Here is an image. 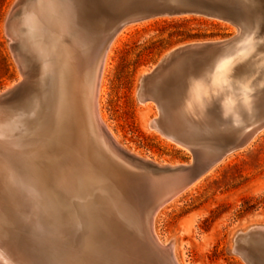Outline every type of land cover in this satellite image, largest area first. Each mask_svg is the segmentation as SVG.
Here are the masks:
<instances>
[{
    "label": "bare ground",
    "instance_id": "obj_1",
    "mask_svg": "<svg viewBox=\"0 0 264 264\" xmlns=\"http://www.w3.org/2000/svg\"><path fill=\"white\" fill-rule=\"evenodd\" d=\"M253 1L255 10L251 14L252 25L246 31L248 33L250 30L256 31L259 38L244 51L240 60L236 56L238 60L230 71L233 79L230 87L235 91L238 88L234 86L241 84L247 85L248 89L252 90L256 85L255 80L259 76V70L264 72V0ZM242 3L246 4V2ZM252 4L248 3L247 6ZM97 14L96 7L87 4L85 0H29L17 22L9 19L8 33L20 44L21 54H17L16 58L22 78L19 86L8 97L0 99V174L9 176L8 181L15 186H23L30 191L29 188L36 185L38 176L46 177V172L50 170L53 172L62 170L66 178L70 177L72 180V175L77 177L75 183L78 185L77 194L81 199L79 204L81 202L83 204L76 209L71 206L63 207L50 199L46 191L40 187L38 202L35 204L36 213L38 215L46 213L48 221H53L55 229L66 235V238L56 239L55 247L46 246L43 249H46V253H36L37 255L33 253L35 246H31L32 243L28 240L21 243L22 253L8 252L1 246L0 260L6 264H36L37 260L42 259L51 260L54 264H86L87 260H90L88 261L90 264H139L141 262L137 259L136 244L146 232L150 230L156 239L163 243L154 231L153 220L157 211L151 222L143 220L128 195V180L141 176L148 177V175L135 171H121L120 166L114 169L111 167L112 164L119 165V158L125 157L116 151L103 133L101 123L113 137L104 116L98 115L96 98L110 48L116 43L125 26L114 34L108 48L103 52L105 44H102L100 49L98 44L102 29L100 25L98 26ZM90 25L95 27L91 30ZM114 30L113 22L108 28L105 42ZM248 33L245 39L243 38V42L242 39L241 43L238 42L240 45L238 44L237 49L245 42ZM228 52L229 50L224 51L223 55ZM24 53L40 62V80L37 84L31 81ZM226 56V58L224 56L213 58L214 60H211V55L200 58H177L163 73L151 80L149 98L159 106H163L164 100L159 89H172L176 78L187 69L186 65H191L196 70L205 64V69L207 66L226 60L230 55ZM202 58L208 60L211 58V61L200 63ZM220 84L223 85L221 82ZM103 89L101 86L100 91ZM220 89L224 90V87ZM31 98L33 101L28 105ZM260 100L262 101L263 98ZM261 103L264 105V101ZM217 111H220L218 107ZM184 113H179L176 119L169 120L161 112L160 116H155L154 119L160 117V127L165 134L155 130L169 140L180 139L193 145L202 158H213L227 147H243L253 135L264 128V108L255 107L249 118L242 113L247 119L244 122H232V124L229 122L228 124L231 125L229 128L222 124L228 131L222 130L219 138L221 136L222 140L223 135L234 132L237 138H242L239 142L223 147L224 140L217 139V136V141L211 140L214 142H209L210 145L205 148L203 145V150H200L201 145L198 146L199 143L193 141L190 135L196 132L203 133L204 131L201 130L205 128L214 129L215 124L214 126L212 124L215 119L211 118L212 124L210 125L209 122V126L207 123L205 126ZM217 116L219 114H214V118L216 117L220 122L222 118L219 120ZM203 117L205 118V115ZM199 142L201 144V141ZM31 175L36 176L34 184L29 181ZM19 176H28V179L22 181L18 179ZM166 178L169 177L153 175L152 190L161 189L169 180ZM22 222L32 228L30 231L35 236H44L46 229L40 222L33 224L27 219ZM120 227L124 230L121 231ZM124 233L125 237L121 240ZM88 243H91V250L88 251L90 257L86 258L77 255L78 252L77 254L72 252L76 248L82 249ZM165 245L180 264L174 253V243ZM237 245L249 259L257 264H264V226L257 227L254 231H246L237 240ZM118 249L120 252H125L120 259L117 255Z\"/></svg>",
    "mask_w": 264,
    "mask_h": 264
},
{
    "label": "rangeland",
    "instance_id": "obj_2",
    "mask_svg": "<svg viewBox=\"0 0 264 264\" xmlns=\"http://www.w3.org/2000/svg\"><path fill=\"white\" fill-rule=\"evenodd\" d=\"M17 1L0 0V92L17 84L16 82H20L22 78L16 58L17 54H21L19 41L12 39L8 30L6 32L8 16ZM28 1H18L16 8L9 17L12 22H17L20 19ZM85 2L97 9L98 26L100 25L102 29L98 42L100 49L101 45L105 43L108 28L113 23L112 16L104 11L101 0H85ZM242 2H246V4L243 5ZM248 3L254 4L255 2L253 0H241L246 30L252 25L251 14L255 10V4L247 6ZM94 27V25H90L91 30ZM236 32V26L229 22L197 15L158 17L126 25L116 43L110 48L96 98L98 115L99 117L104 116L116 141L138 157L150 159L155 163L170 165L191 163L193 161L191 151L178 146L172 140L149 127V121L155 116L158 117V113L160 116L161 112L169 120H174L182 112H185V115L205 126L207 124L209 126V122L211 125L212 120H217L213 121L212 126L215 124L213 130L209 127V129L201 130L204 131L203 133L196 132L197 135L196 133L190 135L193 141L199 143L198 146L201 145L199 146L200 150H203V145L205 148L214 142L211 140L217 141V136V139L221 140L219 134L222 130L228 131L227 128L231 126L230 124L237 122H226L223 119L221 115L223 114L222 105H220L223 98H220L222 95L218 96L215 93L224 92L225 95L227 93L232 95L234 92L233 95H236L239 92V89L235 91L230 87L233 80L230 71L238 60L236 56L240 60L244 51L258 40L259 36L256 31L250 30L249 33L245 31L244 37H242L243 42L248 33L245 42L239 49L237 47L241 40L238 41L239 43L233 44L226 54L230 55L226 60L214 63L205 69V64L196 70L193 66L186 65L187 69L176 78L175 86L172 89H159L164 100L163 106H159L151 100L140 102L137 97V89L143 72L154 68L168 51L184 44L227 39ZM12 43L14 44V52ZM226 55L220 52L212 54V59H210L223 58ZM24 56L31 81L37 84L40 80V62L32 56L26 55V53ZM209 60L202 58L200 63H209ZM201 69L204 70L198 71ZM259 72L258 75L261 78L257 76L254 88L248 89L251 100L249 104L241 107V119L238 123L247 120L246 118L250 117L255 107L264 108L261 103L264 101V95L262 96L264 94V72L261 70ZM221 75L225 76L221 77ZM196 80L204 82L206 85L204 91L209 94L210 105L207 103L206 110L203 111L207 119L203 117V113L198 114L200 118L197 119L188 112L186 113L185 110V102L189 97L190 88ZM101 86L104 88V92L100 91ZM223 87L224 90H221L220 88ZM253 90L258 93L252 92ZM258 94L260 95L258 96ZM259 98H263V100L261 101ZM32 101L33 98L29 100L28 105H31ZM217 107L220 111H217ZM242 113L246 115V118ZM207 114L209 117L206 116ZM214 114H219L217 118L219 117V120L222 118L223 121L221 119V123L218 122V119L214 118ZM211 118L212 120H210ZM229 122L230 124H228ZM222 124L227 128H224ZM241 139L237 138L234 132L227 133L222 136V140H224H221L222 146L234 145ZM205 141L210 143L207 145ZM119 166L121 171L141 172L148 175L149 178L153 177L145 170H139L135 163L126 158H119V165H111L113 169ZM8 177L0 174V198H2L0 199V248L2 246L8 252L22 253L21 243L28 240L32 243L30 245H34L36 248L34 254H45L46 249H43L46 246L55 247L56 239L64 240L66 235L64 236L63 233L61 234L55 229V224L53 221H48L46 213H44L45 215L36 213L35 204L38 202L39 189L42 187L48 197L61 206H71L76 209L83 204V202L79 204L81 199L77 194L78 185L75 183L77 177L72 175L71 180L70 177L66 178L63 175L62 170L60 172L50 170L46 172V177H37L36 185L30 187V191H27V188H23V186L17 187L10 183ZM30 177L29 181L34 184L36 176L31 175ZM18 179L27 181L28 176H19ZM26 219L30 223H37L38 221L43 224L46 229L44 236H35L31 233L32 228L22 222ZM153 225L154 231L164 244L174 243V253L180 264H247L232 248L237 232L248 230L251 227L264 226V128L253 135L246 145L227 154L198 179L196 184L186 188L161 206L154 216ZM120 230L123 231L124 228L120 227ZM124 237L125 233L121 240ZM117 238L120 239V237ZM12 246L15 248L13 249ZM76 249L77 251H75ZM76 249L72 252L75 254L78 252L77 255L88 258L90 257L88 251L91 250V243L80 250ZM117 252L119 259L125 255V252H120L119 249ZM47 261L48 259L37 260L36 264H54L51 260ZM88 261L90 260L85 261V263L90 264Z\"/></svg>",
    "mask_w": 264,
    "mask_h": 264
},
{
    "label": "water",
    "instance_id": "obj_3",
    "mask_svg": "<svg viewBox=\"0 0 264 264\" xmlns=\"http://www.w3.org/2000/svg\"><path fill=\"white\" fill-rule=\"evenodd\" d=\"M19 1V0H18ZM12 8L9 17L16 8L18 3ZM102 8L104 11L112 16L115 30L104 43L103 52L108 48L114 34L126 25L133 24L139 21L158 18V17H179L187 15L204 16L217 20L229 22L236 26L237 32L223 40L217 41H204L194 42L189 44L180 45L168 51L156 64L154 68L146 71L141 75L137 97L140 102L151 100L149 98V85L151 80L163 73L168 65L174 62L177 58H200L220 52L228 51L232 48L233 44L240 41L246 31L244 28L243 7L241 0H101ZM243 33V35H242ZM240 35H242L240 37ZM14 52V44H11ZM17 84L9 87L5 91L0 92V99L8 97L12 91L19 86ZM152 101V100H151ZM154 102V101H153ZM156 103V102H155ZM157 104V103H156ZM158 107V106H157ZM159 111V109H158ZM159 116V113H158ZM160 117L158 119H151L149 127L159 130L165 134L163 128L160 127ZM103 133L107 140L112 143L116 151L126 159L130 160L138 166L139 170L146 171L147 173L161 176L165 175L168 182L158 191L152 190L151 178L146 176L137 177L136 179L128 180V195L132 203L139 213L140 217L144 220L151 222L155 212L165 203L172 200L175 196L183 192L186 188L195 183L203 175H205L213 166L220 162L227 154L238 147H227L225 151L216 155L213 158H202L197 153L196 147L180 140L172 139L175 144L192 152L193 161L189 164H160L155 163L150 159L138 157L129 150L122 147L108 132L107 128L101 123ZM241 148V147H240ZM165 180V181H167ZM261 227V226H260ZM257 227H251L245 231H239L235 234L232 250L239 254L247 264H257L245 255L239 246L237 240L246 232L254 231ZM137 259H140L139 264H178L172 252L164 244L159 242L156 237L150 232H146L137 244ZM0 264H6L0 260Z\"/></svg>",
    "mask_w": 264,
    "mask_h": 264
},
{
    "label": "clouds",
    "instance_id": "obj_4",
    "mask_svg": "<svg viewBox=\"0 0 264 264\" xmlns=\"http://www.w3.org/2000/svg\"><path fill=\"white\" fill-rule=\"evenodd\" d=\"M206 85L200 80H196L190 88L189 97L185 102V110L194 118L199 119L200 115L206 108L209 100V94H206L204 88ZM239 92L236 95H224L223 93H215L223 96L221 100L223 108V119L226 121L238 122L241 119L240 109L242 106L250 103V94L247 85H236Z\"/></svg>",
    "mask_w": 264,
    "mask_h": 264
}]
</instances>
